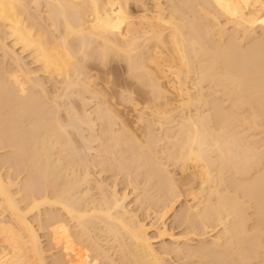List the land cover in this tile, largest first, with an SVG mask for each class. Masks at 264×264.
Returning a JSON list of instances; mask_svg holds the SVG:
<instances>
[{
    "label": "bare ground",
    "instance_id": "1",
    "mask_svg": "<svg viewBox=\"0 0 264 264\" xmlns=\"http://www.w3.org/2000/svg\"><path fill=\"white\" fill-rule=\"evenodd\" d=\"M0 264H264V0H0Z\"/></svg>",
    "mask_w": 264,
    "mask_h": 264
},
{
    "label": "rangeland",
    "instance_id": "2",
    "mask_svg": "<svg viewBox=\"0 0 264 264\" xmlns=\"http://www.w3.org/2000/svg\"><path fill=\"white\" fill-rule=\"evenodd\" d=\"M178 229H179L178 227L175 228L176 231H178Z\"/></svg>",
    "mask_w": 264,
    "mask_h": 264
}]
</instances>
